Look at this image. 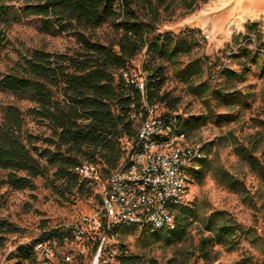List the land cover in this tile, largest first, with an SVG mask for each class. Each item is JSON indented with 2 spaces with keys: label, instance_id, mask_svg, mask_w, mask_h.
Listing matches in <instances>:
<instances>
[{
  "label": "trees",
  "instance_id": "16d2710c",
  "mask_svg": "<svg viewBox=\"0 0 264 264\" xmlns=\"http://www.w3.org/2000/svg\"><path fill=\"white\" fill-rule=\"evenodd\" d=\"M207 0H33L15 10L0 0V25L12 15L41 18L42 32L57 37L64 34L76 38L78 49L70 53H50L34 50L22 57L6 75L0 74V92L13 95L29 107L23 111L9 106L0 124V170L6 174L3 184L15 191L35 190V181L44 180L62 201L73 203L89 199L95 193L90 181L82 179L76 169L89 164L99 169L101 178L107 180L120 163L128 141L137 134L138 123L133 112H145L144 103L150 107L166 105L168 111L161 115L176 118L181 132L189 138L195 125L208 121L219 122V116L210 109L224 107L229 111L228 122L236 120L231 114L238 108L249 109L250 95L233 88H211L207 83L194 84L204 73L213 77L214 64L208 58H195L197 41L194 37L158 34V24L164 16L189 15ZM110 26L115 37L105 41L94 40L90 32ZM258 24L247 26V34L255 39L241 45L239 37L233 40L241 72L222 69L228 83L246 81L252 66L264 70V38L256 30ZM193 33V32H190ZM248 37V36H247ZM4 40L0 39V43ZM146 56L142 72L134 77L129 70L141 55ZM184 58L187 62H184ZM173 69L174 77L188 85L191 94L204 99L210 109L206 117L185 121L176 113L178 101L170 99L164 91L166 67ZM129 82L145 78V91ZM215 106H213L215 108ZM30 118L38 126H45L48 136L25 130ZM264 129V121L260 122ZM213 144H211L212 150ZM201 157L194 160L188 171L189 182L201 180L211 163L206 158V147L200 148ZM236 155L258 174L264 182V164L255 156L256 149L238 145ZM226 185L248 197L244 185L225 170H218ZM95 198L99 199L97 194ZM73 199V200H72ZM175 217L173 230L150 231L156 237L184 239L193 223L201 225L197 246L199 257L205 262L215 260L216 246L234 249L250 232L225 213L206 217L197 208L182 205L172 209ZM114 231L118 235L122 230ZM135 229V228H133ZM19 228L0 218V248L5 247ZM72 238V229H54L42 234L29 245H20L11 258L14 264H37L35 246L45 241L64 245ZM97 249L95 245L94 251ZM117 264H162L125 251L114 257ZM113 264V263H112Z\"/></svg>",
  "mask_w": 264,
  "mask_h": 264
},
{
  "label": "rangeland",
  "instance_id": "374dc122",
  "mask_svg": "<svg viewBox=\"0 0 264 264\" xmlns=\"http://www.w3.org/2000/svg\"><path fill=\"white\" fill-rule=\"evenodd\" d=\"M30 1L33 0H5L6 4L15 10L21 9ZM219 1L207 0L198 10L186 16H164L158 24L157 32L182 35L183 38L194 37L197 47L193 56L208 58L214 64L216 74L210 77L204 73L194 84L207 83L211 88H233L251 96L249 109L239 112L237 108L231 113L237 116L235 121L228 122L226 117L229 116V111L212 103L210 109L219 116V122L197 124L190 131L186 144L192 148L205 146L206 158L211 165L201 180L193 179L189 182L183 204L197 208L198 212L206 217L223 212L250 234L242 237L234 249L216 246L213 251L215 260L205 262L197 253L201 231L199 223H193L182 240L165 235L156 237L151 232H141L142 230L137 228L125 229L107 244L108 253L104 259L110 264H117L114 257L123 251L145 259H154L162 264H264V182L234 151L238 145L253 147L256 149L255 156L264 164V129L260 125V122L264 121V70L260 65L252 66L246 81L242 83H228L220 75L222 69L241 72L239 60L233 59L239 48V45L233 44V40L239 37L241 45L253 41L255 35L247 34L248 25L258 24L256 30L264 38V9L258 11L257 15L240 19L239 14L233 15L222 12L221 9H214ZM235 20H239L236 27L233 26ZM40 26L41 18L17 14L12 15L7 23L0 25V39L4 40L0 43L1 75L11 72L22 57L30 55L34 50L70 53L78 49L77 40L72 35L54 37L42 32ZM89 35L94 40L103 42L116 34L106 25L90 32ZM145 60L146 56L143 54L132 63L129 72L134 77H138L142 72ZM183 60L187 62L186 58ZM165 67L167 80L164 91L170 99L178 101L176 113L186 122L206 117L210 109L204 99L193 96L188 85L174 77L173 69L168 64H165ZM11 105L23 111L29 107L27 102H22L9 93L0 92V124L4 111ZM167 111L166 105L160 104L156 114ZM25 130L45 136L50 134L45 126L36 125L30 118L27 119ZM220 169L238 179L244 185L248 197L230 189L217 173ZM5 178L6 174L0 170V218L17 226L20 232L10 236L5 247L0 248V264H14L15 260L10 258L18 246L29 245L40 239L45 232L54 229H63L66 232L82 218L91 217L101 208L99 199L95 198L98 194L96 191L89 199H77L69 203L60 200L42 179L35 181V190L15 191L3 184ZM95 245L96 241L90 239L83 250V246L65 242L60 246V250L70 253L75 259V264H92Z\"/></svg>",
  "mask_w": 264,
  "mask_h": 264
},
{
  "label": "built area",
  "instance_id": "2783aa9c",
  "mask_svg": "<svg viewBox=\"0 0 264 264\" xmlns=\"http://www.w3.org/2000/svg\"><path fill=\"white\" fill-rule=\"evenodd\" d=\"M128 73L124 72L125 80L129 84L135 85L138 89L145 91V78L136 82H129ZM148 106V122L147 130L144 135H137L130 139L125 147L123 157L107 180L101 178L99 169L89 164H82L76 169L78 175L90 181L95 191L100 195L101 208L91 217L82 218L77 225L71 227L72 238L65 240L67 243L74 242L79 246H84L90 241L95 240L97 249L92 264H110L105 261L104 256L108 253L107 244L115 235H109L110 225H120V228L129 226H137L139 230L142 228L153 229L163 223H168V217L163 215V200L168 196H175L176 193V178H177V163L191 162L192 159L177 158V151L185 150L177 147L176 155L171 157H163V159H154L153 148H163L170 141H175L174 129L170 130V140L164 143L146 142V135L160 133L161 128H165L167 121H174L177 124L176 118H166L157 113L156 107ZM136 113L132 114V119L135 120ZM140 146V155L134 158V169H137V176L128 177V172H121V165L126 161L127 157H131V148ZM201 149L198 150L200 152ZM197 153V152H196ZM193 153V158L195 154ZM143 178L144 186H151V193L158 198V213L156 215L141 214L135 211H126L124 208V200L130 198H144V195H135L133 192H120V185L127 182L128 179ZM109 198L119 199V211L110 210ZM172 208L173 205H172ZM41 244H50L51 253L43 254L45 264H75V259L70 253L61 252L60 244L55 241H45L37 244L34 249H40ZM84 251L81 252L83 255Z\"/></svg>",
  "mask_w": 264,
  "mask_h": 264
},
{
  "label": "bare ground",
  "instance_id": "6f19581e",
  "mask_svg": "<svg viewBox=\"0 0 264 264\" xmlns=\"http://www.w3.org/2000/svg\"><path fill=\"white\" fill-rule=\"evenodd\" d=\"M224 6V12L230 14L235 13L238 10L240 19H245L248 16L257 15V12L264 9V0H220L219 4H216L214 9H221ZM237 9V10H236ZM239 25V20H235L234 27ZM134 82V81H132ZM144 92V89H140ZM146 103V102H145ZM144 103V111L138 112L135 115V120L138 123L137 135H144L147 130L148 122V106ZM134 114V112L132 113ZM132 117V116H131ZM174 129L175 141H170L168 145L163 148H153L154 159H163V157H171L176 155L179 159H192L191 162L177 163V178H176V193L178 199L175 196H168L166 200H163V215L169 216L168 223L158 225L153 229L142 228L141 230L150 231H162L173 230L175 228V217L172 212L173 207L182 206L186 198L188 186H189V174L188 171L193 167L194 160L200 158L201 152H198L200 148H192L186 144L187 135L181 132L179 124H175L174 121H167L165 128L160 129V133L146 135V142L164 143L170 140V130ZM197 152V153H196ZM193 153L195 158H193ZM140 155V146H133L131 148V157H127L126 161L121 165V172H128V177L137 176V169H134V158H138ZM135 195H144V198H130L124 200V208L126 211L140 212L141 214L156 215L158 213V198L155 194L151 193V186H144L143 178L128 179L127 182L120 185V192H133ZM110 210L119 211V199L109 198ZM127 228H137V226H129ZM120 229V225H110L109 235H113L114 231ZM66 240V239H65ZM67 242V241H65ZM61 246V245H60ZM37 255V264H45V258L43 254L51 253L50 244H41L40 249H35Z\"/></svg>",
  "mask_w": 264,
  "mask_h": 264
},
{
  "label": "water",
  "instance_id": "95a60500",
  "mask_svg": "<svg viewBox=\"0 0 264 264\" xmlns=\"http://www.w3.org/2000/svg\"><path fill=\"white\" fill-rule=\"evenodd\" d=\"M224 8H225V7H224V6H222V8H221V11H222V12H224ZM236 10H237V9H236ZM237 14H238V10H237V11H235V13H233V15H237Z\"/></svg>",
  "mask_w": 264,
  "mask_h": 264
}]
</instances>
